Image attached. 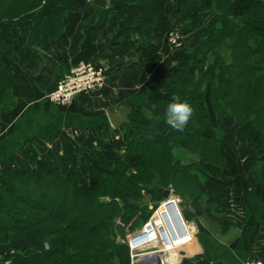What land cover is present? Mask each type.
<instances>
[{"label": "trees", "instance_id": "1", "mask_svg": "<svg viewBox=\"0 0 264 264\" xmlns=\"http://www.w3.org/2000/svg\"><path fill=\"white\" fill-rule=\"evenodd\" d=\"M166 2L125 0L127 8H117L116 23H122L118 30L135 31L140 26L148 39ZM181 2L194 11L183 19L186 27L198 28L205 14L215 25L201 34L192 64L174 70L168 86L171 99L140 106L130 116L126 160L108 144H93L85 152L94 162L88 171L95 182L80 183L59 169L1 177L0 238L13 236L8 243L14 255L4 257L10 264H131L128 245L117 242L122 232H136L148 220L144 198L152 196L157 206L164 201L160 189L175 187V181L203 192L205 166L226 160L224 135L215 116L227 113L237 126L249 123L264 139V0H250L240 12H235L237 0ZM71 6L69 0H0V21H10L16 32L7 45H15L19 37L31 39L27 43L33 47L47 44L63 27ZM4 39L0 38V51L6 53ZM174 96L193 108L182 131L165 122ZM182 151L200 154L201 162L188 163L178 153ZM70 159L72 170H77L79 156ZM262 161L256 160L254 172ZM31 196L37 200L31 201Z\"/></svg>", "mask_w": 264, "mask_h": 264}, {"label": "crops", "instance_id": "2", "mask_svg": "<svg viewBox=\"0 0 264 264\" xmlns=\"http://www.w3.org/2000/svg\"><path fill=\"white\" fill-rule=\"evenodd\" d=\"M69 1L74 14L66 22L65 33L55 42L39 48L18 40L13 51H0V179L4 173L26 170L42 174L59 169L69 174L70 168L74 176L77 173L87 179L89 174L79 166L72 170V152L81 157L87 146L108 144L117 149L125 142L127 125L113 128L107 113L111 110L119 114V108L127 106L133 114L140 106L150 107L156 100L171 99L168 86L174 80V70L180 64L193 62L191 54L198 42L188 41L190 32L183 19L194 11L183 5L180 9L174 0H167L148 39L143 37L140 26L135 31H115L117 8L126 9L125 0H109L106 9L95 6L94 0ZM164 14L170 19L168 23L182 26L186 44L180 50H173L164 42ZM209 19L211 26L207 29L215 25V20ZM7 34L16 36L9 26L2 27L0 38ZM13 41L11 37L6 42ZM88 62L106 70L104 90L78 97L66 107L52 104L49 95L59 80L79 64ZM4 104L12 110H4ZM226 118L215 119L216 127L224 135V174L209 167L203 199L188 205L197 217L193 222V241L180 251L182 264L264 261V193L250 182L249 175L232 176L227 172L233 164L228 159L240 157L235 147L240 148L246 141L248 147L253 140L259 146V151L253 150L257 155L264 153V141L258 139L256 130L238 128L232 119ZM102 127L110 132L109 136L101 137ZM86 156L82 158L85 164L89 160ZM62 157L69 162L63 163ZM248 158L240 159L232 168L247 166L251 160ZM88 177L95 182L96 178ZM170 187L172 198L179 199L175 197L176 188ZM169 214L178 229L173 213Z\"/></svg>", "mask_w": 264, "mask_h": 264}, {"label": "rangeland", "instance_id": "3", "mask_svg": "<svg viewBox=\"0 0 264 264\" xmlns=\"http://www.w3.org/2000/svg\"><path fill=\"white\" fill-rule=\"evenodd\" d=\"M173 2H175L178 7L180 6V9H181V5H182L181 0H174ZM248 3H250V0H237V5H236L235 12H240V10H242L244 7H246L248 5ZM73 11H74L73 6H71V9L69 10V12L67 13V15L65 17V21H64L63 27L56 29V34L54 35L55 37L53 36L54 38L51 39V41H48L47 44L45 43V45L44 44H42V45H35V47H39V48L46 47L48 44H51V43L55 42L58 38H60L65 33L64 31L66 30V22L69 19V17L71 18V16L74 14ZM164 15H165V19L161 23V25L163 26L162 27L163 28V36H165V41L164 42H166V44L170 45L173 48V50L174 49L175 50H180L186 44L185 43L186 40L184 38V33H182V26H179V24L177 25V24L168 23V20H170V19L169 18H166L167 14H164ZM206 20H208V21H206ZM209 20H210L209 19V16H207L205 14V16H204L201 24L198 26V28L190 29V28L186 27V24H184L185 25V28L190 32V33L188 32L189 34H187L191 38V39L189 38L190 40H188V41H191V42H196L197 41L198 42V40H200V38L202 37L201 34L204 32V30H206L207 28H209L211 26L210 23H209ZM21 23H22V21H18V24L17 25L18 26L19 25H22ZM157 23H158V21H157ZM121 25H122V23H119V24L115 23V31H120L118 29H120ZM4 26H9L10 29L11 28L14 29L13 28L14 26L8 20L0 21V29L2 27H4ZM174 35L175 36L180 35V38H181V39L179 38V41H178V38L176 39L177 40V43L176 44L172 43L173 42L172 39H175L176 38V37H174ZM4 37H5V35H3V37L1 39H4ZM11 37L12 38H15L16 36L6 37L4 39V43L5 44L2 43L4 46H6V48H4V50H8V52L13 51L14 50L13 47H15L16 44H17V42H18V41H16V44L15 45H7L6 40L8 38H11ZM26 38L27 37H24V38L19 37L18 40L21 41V42H24V43L29 42V44H30L31 43V39L28 40ZM105 85H106V81H105V84H104L103 88L100 89L99 91H96V92H100V91L104 90ZM206 102H207L208 105H210V102L212 104V100L210 101V99H206ZM6 105L4 104L3 109L4 110L10 109L9 108L10 105L8 104V107H6ZM66 106L67 105H65L63 107H66ZM152 106H150V107H152ZM11 110L12 109H10L9 111H11ZM211 112L213 113V111H211ZM219 117H225V118L227 117L226 118V121L230 118V119H232L234 121L235 124H238V123H236L237 121L234 120L227 113L222 114ZM219 117H218V119H219ZM214 118H217V117L215 116ZM246 126L249 127V128H251V129H254L255 130L254 126H252L249 123H246L243 126H237V127L242 129L243 127H246ZM105 129L106 128H103L102 127L100 129V131H99L101 137H103V138L109 136L108 134L110 133V132H107V130L105 131ZM108 129H110V128H108ZM103 131L106 132V136L103 134ZM111 132H113V131L111 130ZM125 132H126V130H124V133ZM257 133H258V139L261 140V141H264V139L261 138L260 133H259L258 130H257ZM247 143H248V141L244 142L243 146H241L240 148L239 147H235V150L234 151L237 154H239L240 157L239 158H233L231 156L230 159H228V161H231L233 164L228 169L227 172H228V175H232V176L234 174H239L241 177H245V176L249 175L251 177L250 182L252 181V183L254 185H258V190L260 192H262V194H263L264 193V161H262L261 168L257 172H254V171H255V166H257V163H258V162H256V160L257 159L258 160L259 159H263L264 158V153L261 152V154L255 155V153L253 152V150L256 149V150L259 151V146H257L258 143L255 144L254 142L253 143L249 142V143H251L252 146L250 145V147L249 146L246 147V144ZM87 147H86V149H87ZM126 147H127V143H126V137H125V142L120 147H118L117 149L114 148L115 153L121 159H123V160H126V155H125V153H126ZM178 153H180V156L183 157V159H185L186 161H188V163H192V162L193 163H200L201 160H202V157H201L200 154L186 153V152H183V151L182 152H178ZM84 154L87 155L86 157L89 156L85 151H84L83 155ZM71 155H77V156H79L78 153H76V152H72ZM71 155L69 156V159H70ZM83 155L81 157H79V159H78V161H79V165H78L79 166V169L81 171L85 172L86 174H89L90 175V172L88 170H89L90 165L94 164V162L91 160L90 157H88L89 160L87 159V163L85 164L84 160L82 159V158H84ZM247 155L249 157H251L250 163H248L247 166L240 165L241 166V169L232 168L237 161L238 162L240 161V159L241 160L242 159H247V160L250 159V158H248ZM226 157H227V155H226ZM62 158H63V163H68L69 162V160L67 158L66 159L64 157H62ZM226 162H227V158L222 163H220L218 161H215L212 164H207L205 166L206 167L205 168V173L210 174L209 173L210 171H208V168L212 166V168H211L212 170H216L215 171L216 173H219L220 172V174L223 175L224 174V167H225ZM70 164H71V159H70ZM80 164H81V168H80ZM65 171H67V170H65ZM69 172L71 173V168H70ZM237 172H239V173H237ZM88 176H87V179H84V177H79V175L76 173L75 178H78L79 181H80V183H86L87 181L89 183L90 182L89 179H91V178H89ZM175 185H176L175 188L177 190V193L175 194V197H180L182 204H186V203L187 204L188 203L189 204L190 203L197 204V203L201 202V200L204 197L205 190L203 192L200 191V188L198 186H192L191 189H189V188L187 189V187H185L183 185L182 181H175ZM39 197H40V194L38 195L37 198H39ZM37 198L34 197V196H31V201L37 200ZM162 202H164V201H162ZM162 202H160L156 206V203L153 200L152 196H147V197L144 198V200H143V211L145 213V216L148 218V220L153 216V214L157 211V209H159V207L161 206ZM146 222L147 221H143L142 224H141V226L138 227V229L136 230V232H133V233H127V232L125 233V232H122V234L119 235V238H118V242L117 243H119V245H128L129 238H131V236L134 235L135 233L139 232L143 228V226L145 225ZM41 236L42 235H40V237ZM6 237L7 238H5V237H1L0 238V253L3 255V257H2L3 259H4V257H6L7 253L13 251L12 245L8 243L9 241L12 240V237L13 236L12 235H9V236H6ZM3 238H5V239H3ZM1 240L2 241L7 240V241H6V243H4ZM128 248H129V245H128ZM129 251H130V249H129ZM129 256H130V254H129ZM147 257H150V256H146V258ZM0 264H4V261H1ZM119 264H122V263L119 262Z\"/></svg>", "mask_w": 264, "mask_h": 264}, {"label": "built area", "instance_id": "4", "mask_svg": "<svg viewBox=\"0 0 264 264\" xmlns=\"http://www.w3.org/2000/svg\"><path fill=\"white\" fill-rule=\"evenodd\" d=\"M174 37L176 38L172 39V43L176 44L180 35ZM105 71L103 67L92 62L79 64L59 80L56 89L49 95V101L57 107H63L78 97L99 91L106 81ZM181 205L180 198L162 202L143 228L129 238L131 264H182L183 255L180 251L193 241L195 225L185 220L179 208ZM169 211H172L177 221L178 232L168 218ZM9 254L14 255V251L7 253ZM146 256L155 259H146ZM2 257L0 253V262L11 263L10 259ZM245 263L264 264V261L250 259Z\"/></svg>", "mask_w": 264, "mask_h": 264}, {"label": "water", "instance_id": "5", "mask_svg": "<svg viewBox=\"0 0 264 264\" xmlns=\"http://www.w3.org/2000/svg\"><path fill=\"white\" fill-rule=\"evenodd\" d=\"M94 5L101 9H106L109 7V0H94ZM107 114L109 116V120L113 128L119 129L124 125H130V116L132 114V108L127 106H121L119 108V114H115L111 110ZM160 192L162 193L166 201L171 199L172 187H169L167 189H160ZM180 210L187 222H194L197 215L189 206L182 204L180 206Z\"/></svg>", "mask_w": 264, "mask_h": 264}, {"label": "clouds", "instance_id": "6", "mask_svg": "<svg viewBox=\"0 0 264 264\" xmlns=\"http://www.w3.org/2000/svg\"><path fill=\"white\" fill-rule=\"evenodd\" d=\"M193 114L192 106L174 96L165 112V122L175 130L182 131Z\"/></svg>", "mask_w": 264, "mask_h": 264}, {"label": "bare ground", "instance_id": "7", "mask_svg": "<svg viewBox=\"0 0 264 264\" xmlns=\"http://www.w3.org/2000/svg\"><path fill=\"white\" fill-rule=\"evenodd\" d=\"M180 208V207H179ZM170 212V211H169ZM169 212H168V218L170 219V214H169ZM172 212V211H171ZM170 222H171V220H170ZM173 225V224H172ZM174 226V225H173ZM174 229H175V231L176 232H178L179 230L176 228V226H174ZM150 257H152V256H150ZM153 260L155 259L154 257L152 258Z\"/></svg>", "mask_w": 264, "mask_h": 264}]
</instances>
